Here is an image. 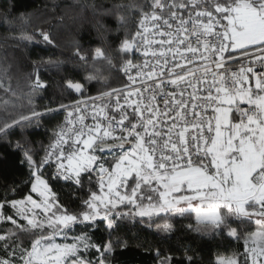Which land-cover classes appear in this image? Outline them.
Masks as SVG:
<instances>
[{
  "label": "snow or ice",
  "instance_id": "snow-or-ice-1",
  "mask_svg": "<svg viewBox=\"0 0 264 264\" xmlns=\"http://www.w3.org/2000/svg\"><path fill=\"white\" fill-rule=\"evenodd\" d=\"M121 9L139 21L114 50L119 55L96 47L89 58L74 48L92 70L85 80L102 85L97 96L85 99V84L69 77L61 91L77 98L43 108L30 99L27 115L0 123V137L28 173L10 186L12 198L6 190L0 200V222L13 226L0 234V264H114L117 249L129 247L118 235L126 222L170 235L177 218L201 237L243 242V252H217L209 264H241V257L264 264V0H144L117 6L126 27ZM39 35L54 44L50 33ZM101 69H117L127 82L113 86ZM10 79L5 69L0 88L16 95ZM31 83L34 93L46 87L38 70ZM53 121L42 155L25 138H10L18 127ZM57 184L69 189V203ZM97 230L107 240L94 239ZM136 246L154 252L156 264H172L158 248Z\"/></svg>",
  "mask_w": 264,
  "mask_h": 264
},
{
  "label": "trees",
  "instance_id": "trees-1",
  "mask_svg": "<svg viewBox=\"0 0 264 264\" xmlns=\"http://www.w3.org/2000/svg\"><path fill=\"white\" fill-rule=\"evenodd\" d=\"M143 2L144 0H0V73L8 69L11 88L16 93L12 95L0 88V109H8L7 112L0 110V123L6 119L18 118L21 114L27 115L32 107L30 99L36 107L43 108L49 104H67L77 98L74 92L61 91L64 80L69 77L85 84L84 98L97 96L103 90L102 85L97 81L88 83L85 80V76L92 70L80 66L78 57L74 55V48L78 45L89 53V58L96 47L106 48L113 51L114 55H119L114 50L126 34L130 37L135 32L139 15L135 11L129 14L121 9L127 25L123 27L117 6ZM40 31L50 33L54 44L43 41ZM21 33L32 35L33 41L22 42L19 38ZM49 59L62 62L61 67H53L48 63ZM37 70L46 87L34 93L31 81L35 79ZM101 70L109 77L113 86L125 83L123 73H119L117 69ZM3 82L8 86V79ZM5 101L8 103L5 104ZM57 119L61 120L62 114ZM54 123L55 121L46 123L45 127L39 129L18 127L12 131L10 138L13 142L25 138L42 155L41 143L47 144L49 139L45 129L51 128ZM27 175V169L19 165V153L13 152L7 141L0 137V200L5 197L2 192L4 187L11 186L13 182L20 183ZM56 191L65 203L70 202L67 187L57 184ZM27 192L26 186L18 188L15 198L19 199ZM9 198H12L11 195ZM78 204L79 201H75L73 206ZM4 214L12 215L10 206L5 205ZM188 222L179 218L174 220L175 230L170 235L158 232L155 227L150 230L132 221L126 222V227L118 235L128 241L129 247L123 251L117 249L114 264H156L154 252H145L137 244H144L145 247L151 245L162 254L171 255L172 264H187L185 249H190L189 254L194 257L192 264H209V261H214L217 252L226 255L232 249L243 252L242 241L237 244L235 241H222L220 238L201 237L184 227ZM12 227L10 222H2L0 234ZM251 228H255L254 224ZM107 238V233L100 230L94 234L97 241ZM240 259L243 264V257Z\"/></svg>",
  "mask_w": 264,
  "mask_h": 264
},
{
  "label": "built area",
  "instance_id": "built-area-1",
  "mask_svg": "<svg viewBox=\"0 0 264 264\" xmlns=\"http://www.w3.org/2000/svg\"><path fill=\"white\" fill-rule=\"evenodd\" d=\"M137 30H138V22L136 24V30L135 31H137ZM137 39L139 40V38H137ZM133 57L135 58L137 63H142L143 60L145 59L140 53H137V52H133ZM124 78H125V82H127V78L125 76H124ZM88 103L90 104L91 101H88ZM113 103H114V101H113ZM62 119H63V114H62Z\"/></svg>",
  "mask_w": 264,
  "mask_h": 264
},
{
  "label": "rangeland",
  "instance_id": "rangeland-1",
  "mask_svg": "<svg viewBox=\"0 0 264 264\" xmlns=\"http://www.w3.org/2000/svg\"><path fill=\"white\" fill-rule=\"evenodd\" d=\"M85 99H87V98H85ZM10 187V186H9ZM9 187H4L3 189H2V192L5 194L6 193V190L8 191L9 190ZM9 195H11V189L9 190ZM12 215H13V210H12ZM15 218V217H14ZM2 222H0V224H1ZM21 223H24L23 221H21ZM8 229H10V228H7L6 230H8Z\"/></svg>",
  "mask_w": 264,
  "mask_h": 264
}]
</instances>
